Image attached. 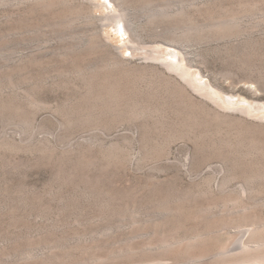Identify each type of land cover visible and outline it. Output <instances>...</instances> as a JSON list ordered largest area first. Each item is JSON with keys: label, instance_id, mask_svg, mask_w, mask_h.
<instances>
[{"label": "rangeland", "instance_id": "rangeland-1", "mask_svg": "<svg viewBox=\"0 0 264 264\" xmlns=\"http://www.w3.org/2000/svg\"><path fill=\"white\" fill-rule=\"evenodd\" d=\"M69 2L90 3L93 20L58 21L36 0H0V264H204L161 255L160 240L244 203L264 211V176L242 172L264 167V152L241 146L264 149V113L228 102L235 94L264 104V0ZM124 6L120 23L104 18ZM229 17L239 26H211ZM164 61L228 108L181 92L170 78L184 79ZM105 79L129 107L97 95Z\"/></svg>", "mask_w": 264, "mask_h": 264}, {"label": "bare ground", "instance_id": "bare-ground-1", "mask_svg": "<svg viewBox=\"0 0 264 264\" xmlns=\"http://www.w3.org/2000/svg\"><path fill=\"white\" fill-rule=\"evenodd\" d=\"M68 1H71V0H36V2H38L39 5L42 6V8L45 7L44 8L45 11H46V8H48V11H54L53 9L51 10L50 8H54V9L56 8L55 9L56 11H54V13H55L54 17L57 16L58 18L57 17L56 18L58 19V21L61 20V18H63V19H66V18L69 19L70 18L69 21H72L71 17H73V18L78 17V16L80 17V15H83V14L86 16V18L89 17L90 21L93 20L94 17L92 18V16H91L92 5L90 3L89 4L87 3V5L85 3V5H83V6H79L80 5L79 4L78 7L75 6V4H74V7H73V3L71 6H69L71 2H69V4H68ZM112 2H115V0H109V5H111ZM61 5H62V7H61ZM122 5L123 4L121 2L118 3V6L121 7ZM256 6H257L256 2H250L247 4L245 3L243 8L245 7L244 9H248V10L252 11L253 8H255ZM104 7L106 9H108L107 5H104ZM124 8H125V6L122 7V9L120 10L121 11L120 14L114 13L113 15H108L104 18L113 19L114 21H116L115 23H117V22L120 23L121 22V16L125 12V9H126V8L125 9ZM177 11H179V10H177ZM50 13H48V14H50ZM126 13L127 12H125V14ZM163 13L156 12V13H152L151 15H152V18L156 19L159 17H163L162 16ZM166 13H168V12H166ZM180 13L181 12H179V14ZM175 14H174V16H175ZM168 15H170V14H168ZM234 15H231V16H234ZM235 17H237V16L235 15ZM235 17H232V18L229 17L230 19H219L218 18V21L216 19L215 23L214 22L211 23L212 24L211 26L216 28V29L218 28V29L226 30V31L232 30L235 27L239 26L238 23H237V25L235 24V21L237 22V20L234 19ZM57 19H55V20H57ZM73 20H75V19H73ZM152 22H153V19H152ZM125 26H126V29L129 30L126 24H125ZM128 26H130V25H128ZM123 27H124V25H123ZM197 28H195V29H197ZM130 29H132V28H130ZM235 30H237V29H235ZM175 56L176 55L173 52L167 53V57H169L171 59ZM179 60H180V58H179ZM123 62H124V60H123ZM164 64L166 65V67L169 70L176 72V75L178 73L184 79L185 83H182L173 75L171 76V78L169 76V78L172 81H175L177 83L178 89H180V91L183 90L185 93L191 94V92L189 91V88H191V89L195 90L196 92H199L202 95H206L207 97L210 98V100H213V102L216 103L217 105L221 102V104L223 103L222 105L220 104L221 106L224 105L225 106L224 108H228V105L225 102V100L221 99L218 92L216 90H213L212 88H210L209 84L202 83L193 74H189V72L186 69H184L182 66H180L178 63H173L172 61H164ZM103 68H105V66ZM106 70H107V68H106ZM145 71H147V70H145ZM91 75L95 76L94 74H91ZM171 82H169V84ZM98 84L100 85V86L98 85L100 87V89H99V93L97 95H99V96L102 95V97L105 95L109 100H111L110 103L113 105H114V102L116 101V102H120L121 105L124 104V105L128 106L127 101H124L122 104L121 103L122 98L120 96L117 97V95H124L125 96L126 92H124V91L120 92L119 91L121 89H118V84H117L116 80L111 81V80L105 79L102 82H100V80H99ZM175 88H177V86ZM185 95H187V94H185ZM150 97H153V96H150ZM240 97L236 98L235 94H233V95L231 94L228 96V102L233 105L232 109L240 111L241 113H243L247 116L256 115L257 113H261V112L264 113V104L258 103L259 101L255 104V103H253V100L250 101L246 97L244 99L243 98L241 99ZM117 98H119V101L115 100ZM129 104H130V102H129ZM113 105H109V106H113ZM134 107H136V109L138 108V102L137 101L133 105V108ZM133 108L132 109L130 108V109L133 111L134 110ZM213 110H215V109H213ZM128 111L129 110H127V112ZM135 112L136 111H134V113ZM139 112H141V111H139ZM215 112L216 111H214V113ZM218 112H220V111H218ZM85 113H87V112H85ZM215 114L218 115L217 112ZM224 115H225V113H224ZM229 115H230V113H229ZM220 116H222V115H220ZM220 116L218 115L219 118H220ZM225 116H227V115H225ZM222 117H224V116H222ZM244 118H246V117H244ZM262 118H264V114H263ZM221 121H223V120L221 119ZM188 126H189V124H188ZM240 137H241V135H240ZM241 142H243V141H241ZM253 142L251 143V141H249L247 143L245 142V144L241 143L242 144L241 146L242 147H243V145L247 146L249 149L248 153H254V154L257 152L263 153L264 152L263 147L259 146V145H254ZM243 152H245V151H243ZM239 153L240 152H238V154ZM241 153H242V150H241ZM245 153H247V152H245ZM245 155H248V154H245ZM242 156H244V155L242 154ZM252 161H254V160H252ZM255 163L256 162L251 164V166L249 168H247L248 166L245 167L246 169H243V171H242L243 173H245L247 175V177L249 179H257V178H261L262 176H264V167H262L261 165H257V163L256 164ZM230 164H231V162H230ZM205 219L206 220L204 223L197 222L194 226L188 227V226H184V225H176V226L172 227L171 232L170 233L168 232V234L166 233V236L162 237L160 240L161 241L160 244H162V246L160 247V248H162V249H160V252H161L160 254L161 255H164V254L165 255L166 254L167 255H174V257L175 256L183 257V258L185 257L186 259L193 261V263L204 262V264H264V211L260 207H258L257 205L249 206V205L244 203L240 208H238L236 210H230V211L226 210V211H224V213L222 212L221 214L208 215ZM232 229H234V230H232ZM166 259H167L166 256L165 257H158V258L153 257L152 259L149 260L148 264H166V262H167Z\"/></svg>", "mask_w": 264, "mask_h": 264}]
</instances>
